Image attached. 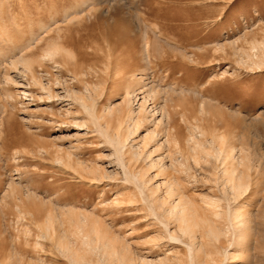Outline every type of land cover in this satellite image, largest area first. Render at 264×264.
Masks as SVG:
<instances>
[{"label":"rangeland","instance_id":"rangeland-1","mask_svg":"<svg viewBox=\"0 0 264 264\" xmlns=\"http://www.w3.org/2000/svg\"><path fill=\"white\" fill-rule=\"evenodd\" d=\"M79 1L0 0V33L2 29L12 35L14 42L0 34V42L5 38L0 46L21 43L20 35L22 39L24 34L37 29V23L49 22L50 16L60 20L63 8ZM86 2H89L86 13L74 15L79 19L60 26L61 34L66 35V46L75 59L73 56L59 68L47 61L41 67L37 62L32 66L43 84L55 86L50 87L51 94L57 92L61 99L46 98L44 91L32 82L29 72L21 67L16 70L8 62L1 63L5 58H0V264H28L33 259L39 264H69L51 247V242H43V250L33 248L34 224H28L31 235L24 234L25 223L18 210L38 205L47 209L50 200L66 201L93 212L109 224L111 232L126 242L139 260L147 256L152 260L168 258V264H188L185 237L179 235L181 242H171L161 225L153 223L150 216L145 218L146 213H118L105 205L114 198V193L129 184L113 164L109 156L111 149L96 127L88 122L83 124L88 119L87 113L71 93L66 96V90L67 94L69 90L83 91L84 83L89 82L95 88L91 94L95 111L102 113L110 104H122L123 86L132 80L133 73L144 75L149 86L165 91L156 96V103L167 105L179 136L188 133L187 126L196 116L195 122L207 130V138L213 131L223 134L235 147L237 158L247 156L249 186L237 198H233L230 191L224 198L217 158L209 157L208 163L201 160L198 165L191 162L190 171L195 179L184 178L185 174L180 172L171 174L180 178L183 193L199 205H202L200 196L204 194L222 197V208L228 203L230 206L236 201L242 203L247 215V236L237 248L236 256L223 260L222 264H264V66L260 70L251 69L239 63L237 55L233 54L237 47L247 49L249 42L264 37V0ZM159 32V46H152ZM145 38L152 42L148 48V63L144 60L146 51L143 52ZM167 42L178 44L192 61L169 49ZM217 44H226L228 54L219 48L216 50ZM39 53L38 49L30 55L37 58ZM164 53L174 73L164 70L160 58ZM75 63H80L84 69L91 64L93 69L88 76L71 78ZM183 74H186L184 79L180 78ZM23 91L27 96L21 93ZM67 153L71 155L73 166L76 161L83 165L97 164L109 171L108 177L93 182L80 179L73 168L57 161L56 156L66 158ZM158 236H162L160 242L155 240ZM219 241L207 245V239L202 238L201 242L205 250L214 251L216 247L222 249L227 245L226 238L221 237ZM219 257L223 259L215 256ZM199 258L205 261L203 264H215L203 255Z\"/></svg>","mask_w":264,"mask_h":264},{"label":"bare ground","instance_id":"bare-ground-1","mask_svg":"<svg viewBox=\"0 0 264 264\" xmlns=\"http://www.w3.org/2000/svg\"><path fill=\"white\" fill-rule=\"evenodd\" d=\"M86 1L81 0L72 6L64 7L60 20L56 19L55 16H50L49 22L37 23V29L30 30L27 35H23L22 39L21 30L18 28L20 32L16 34L20 35L19 42L20 40L22 42L11 44V47L6 46L3 48L4 46H0V58H5L1 63L8 62V65L16 68V70L21 67L24 71L29 72L32 82L38 85L36 88L40 87L39 89L44 91L46 98H53V96L56 98L59 94L57 95V92L51 94L53 91L50 90V87L53 89L55 86L48 85L49 83L47 85L43 84L42 78L39 79L34 74L32 66L34 62H37L41 67L43 62L47 61L49 65L52 64V67L59 68L65 66V63L73 58L74 53L72 54L67 48L66 35L61 34V27L65 24L69 25L75 19H79L78 16L74 17V15L82 14L86 9H89L87 8L89 2ZM62 23L64 24L62 25ZM0 34H3L7 40L14 43L12 42V35L10 36L2 29ZM160 34L159 32L158 35L154 36L153 43L145 38V42H143L145 43L143 46L145 50L143 52L146 51L144 58L146 62L149 61L150 55V52H148L149 43H152V46L154 44L155 47L156 45L159 46L157 42H160ZM182 37L186 40V37ZM4 39L1 40L0 44L3 43ZM249 43V48L237 47L234 49L233 54L237 55L239 63L245 64L251 69L260 70L264 66V37L260 41L255 40ZM167 45L172 51H178L181 56L188 57L187 59L192 61V58L190 59V56H187L178 44L171 45L167 42ZM225 45L217 44L215 49L219 48L226 55L228 53ZM38 49L40 50L38 57L33 58L30 54L34 50L38 51ZM165 54L160 57L162 59L161 64L165 68L164 70L168 71V74L174 73L171 66L168 65L169 63L165 61V56H167ZM178 56L180 55L178 54ZM90 65L84 69V66L80 63H75L71 70V78L88 76L93 69ZM131 75L132 80L123 86L122 104L114 106L110 104L99 114L96 113L94 103L91 101V94L95 88L93 89L89 82L84 83L83 91L69 90L70 92L67 94L68 91L66 90V96H70L71 93L82 110L87 113L88 119H84L83 124L88 122L96 127L95 130L104 139L103 142L110 147L111 153L109 156L114 160L113 164L121 170L125 182L129 184V186L124 185L121 190L114 193V198L110 202L104 204L114 208L113 211L118 213L123 211L146 213L145 218L147 219L150 216L153 223L161 225L170 241L181 242L179 235L185 237V257L188 264H203L205 261H200V255L215 264H222L223 260L234 258L237 248L242 245L244 237L247 236L245 234L247 215L245 216L242 203L236 201L234 205L230 206L227 202V206L222 208L220 205L222 197L204 194L200 196L202 205H199L183 193L184 184L182 185L180 178L173 177L171 173L172 171L180 172L183 175L185 174L184 178L187 176L191 179L195 177L190 171L191 162L198 165L201 160L204 163L207 162L209 157L217 158L216 160H219L220 165L218 167V178L220 180H218L222 182L220 183L223 186L224 196L228 194L227 191H230L233 198H237L249 186L247 156L242 154L243 156L237 158L238 155L234 154L235 147L229 144L227 136L225 137L223 134L213 131V133H210V137L207 138V130L205 131L198 122H195L197 121L196 116L193 123L187 126L188 133L185 136H179L173 115L169 112V109H166L167 105L156 103V96L163 93L164 90L149 86L145 82L144 75L142 77L138 76L137 73ZM185 75L183 74L180 78L183 77L184 79ZM56 84L59 85L60 83ZM21 93L27 96L25 91ZM242 152L244 153V151ZM238 153L240 154V152ZM65 156L66 158L56 156V159L59 163L62 162L73 168L80 179L86 178L88 181L93 182L108 177L109 171L107 172L100 165H83V162L76 161V166H73L71 155L69 156V153H67ZM59 201L50 200L47 209L42 205H38L31 209L18 210L20 212L19 216L23 219L22 222L25 223L24 234L31 235L28 224H34L35 226L36 232L34 238L32 237L34 239V243H32L34 249L43 250L45 248L43 242H51V247H54L58 254L63 256L69 264H168V258H158L157 260H152L147 256L141 257L140 260L137 257L135 258L129 245L111 232L108 223L101 221L98 216L87 209L69 205L66 201L64 203ZM217 220L222 222L218 224ZM170 226H172L171 230L174 229L173 231H170ZM161 237H155V240L158 239L160 242ZM221 237L226 238L227 245L225 247L222 249L216 247L214 251L211 249L205 250L201 242L202 238L207 239L208 243L206 244L208 245L218 242ZM28 241L26 242L29 243ZM34 249L32 250L34 251ZM219 255L223 258L222 260H220V257L219 259L215 258ZM28 264H39V262H35L33 259Z\"/></svg>","mask_w":264,"mask_h":264}]
</instances>
